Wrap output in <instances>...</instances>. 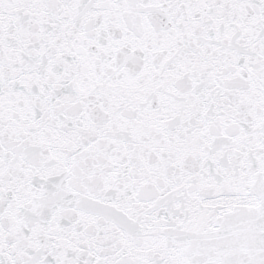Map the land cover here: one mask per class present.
Masks as SVG:
<instances>
[{"label": "snow or ice", "instance_id": "snow-or-ice-1", "mask_svg": "<svg viewBox=\"0 0 264 264\" xmlns=\"http://www.w3.org/2000/svg\"><path fill=\"white\" fill-rule=\"evenodd\" d=\"M0 264H264V0H0Z\"/></svg>", "mask_w": 264, "mask_h": 264}]
</instances>
